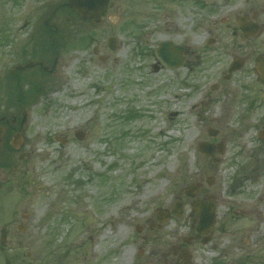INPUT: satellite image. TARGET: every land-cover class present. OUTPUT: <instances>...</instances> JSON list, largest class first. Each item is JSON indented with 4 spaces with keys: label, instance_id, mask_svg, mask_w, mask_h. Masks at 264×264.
I'll return each mask as SVG.
<instances>
[{
    "label": "rangeland",
    "instance_id": "rangeland-1",
    "mask_svg": "<svg viewBox=\"0 0 264 264\" xmlns=\"http://www.w3.org/2000/svg\"><path fill=\"white\" fill-rule=\"evenodd\" d=\"M63 1L0 0V118H26L24 162L15 165L17 177L1 205L2 215L7 205L20 210L19 222L29 206L24 264H147L168 234H185L193 223L183 191L199 182L214 195L218 218L193 264H264V149L256 147L264 87L254 75L264 34L244 41L227 26L238 27L252 6L264 27V0H203V27L196 0L186 9L181 0H110L115 4L99 24L77 17L71 31L54 33L64 42L50 56V63L58 57L57 73L43 78L40 93L23 106L20 95L29 85L20 91L9 79L14 66L34 56L24 59L16 48L51 40L48 32L33 36L37 26L28 22L43 24ZM111 37L118 41L114 51ZM165 40L189 46L187 65L170 68L159 59L156 47ZM236 57L244 67L226 79ZM77 131L86 134L83 140ZM204 141L214 146L210 157L198 150ZM177 201L185 204L183 214L151 229L156 213ZM93 238L99 250L91 258Z\"/></svg>",
    "mask_w": 264,
    "mask_h": 264
},
{
    "label": "flooded vegetation",
    "instance_id": "flooded-vegetation-1",
    "mask_svg": "<svg viewBox=\"0 0 264 264\" xmlns=\"http://www.w3.org/2000/svg\"><path fill=\"white\" fill-rule=\"evenodd\" d=\"M118 0H115V2ZM168 1V0H167ZM175 2L176 0H169V2ZM192 2V0H181L177 4L181 6V8H187L186 4L187 2ZM195 2V0H193ZM114 2L109 0V6L112 8L114 6ZM207 6L203 0H196L195 7H193L195 10H200L199 18L197 19V23H199L200 27H203L206 23V19L203 16L204 10L203 8ZM191 8V9H193ZM250 13H253L252 15H246L247 18H253L254 22L257 20V14H254L255 8L250 7L249 9ZM197 14V12H196ZM66 15L65 17V24L63 25L61 22L62 17ZM195 15V14H194ZM79 17V14L74 11L72 8L68 5V0L63 1L61 3H58L54 5L53 9L50 11V13L47 15V17L43 20L44 23L39 25L37 22H41V19L37 22L29 21L28 25L31 23L34 26H37L35 29V34L37 32H48L49 36L51 37V40H43V39H35L31 41H28L23 45H20L16 48L17 55L25 56L26 58H32L34 56L33 61H29L28 63H31V67H25V64L28 63H19L16 66L13 67L10 81L21 91V86L28 84L30 87V90L22 91V94L20 95L22 98L24 97L25 104L27 105L29 102V96L34 95L36 96L37 93H40L42 84L41 82L44 81L43 78H49V76L54 75V73H57L58 70V57L56 56L53 60V63H50V56L54 54V52H58V50L62 47L63 43L61 40H54V37L56 34H54L57 31L62 30L63 27H67L69 31H71L70 25L74 26L75 20ZM62 25V26H61ZM177 26H180L179 24H176ZM61 26V27H60ZM228 27L232 28V33L234 35H239L242 37V27L240 24L237 26H231V24H227ZM173 29V27H170ZM259 32L254 36L250 38L244 39L246 40H257L264 34V27L262 24H260ZM61 33V32H60ZM73 33V32H72ZM47 36L46 34H44ZM181 35L178 33V36ZM34 38V37H33ZM70 41V40H69ZM178 47H180V56L183 59V65H187V57L191 53V49L187 44L174 42L173 40H169ZM47 42V43H46ZM20 47V48H19ZM159 47V46H158ZM33 48L34 55H29V49ZM157 48V47H156ZM156 54L159 57L158 54V48L156 49ZM160 58V57H159ZM258 58L264 59V53H260L255 57L254 60V75L257 79L258 84L264 87V82H262L263 76L262 72L259 70V65L257 64ZM237 61L240 64V67L232 72H230V69L234 62ZM236 63V64H238ZM264 66V64H263ZM244 67V61L241 58H234L232 62L229 64L228 67V75H226V79H229L232 74L240 71ZM36 73V74H44L47 77H42V79L34 80L30 76V74ZM25 78V79H24ZM8 79V78H7ZM24 81V82H22ZM35 100V99H34ZM256 100L254 99V102ZM258 104V103H256ZM22 106V105H21ZM255 106V105H254ZM0 119V131L2 132V137L0 141V264H24L23 261L25 259L22 257L21 251L23 249H26L28 247L27 245L30 244V236L32 235V232H29L27 229H29V226L27 223L30 221V216L26 209L29 208V206L24 210H22L21 217L23 219V222H19L18 220V214L20 213V210H15L14 206L7 205L6 208H8L6 211L7 215H2V205L1 201L5 199V196L10 193L11 189V183L14 182L15 172L17 171L15 165H21L18 163L24 162L25 154L21 152V147L24 146V139H23V126L26 122V118H22L21 121H18L17 118L14 119H7V117H1ZM258 126L262 127V129H259L257 132V150L264 149V147H261V145L264 144V115L261 116L258 119ZM67 143V142H66ZM65 143V144H66ZM21 152V153H20ZM16 154L18 155V160H15ZM11 169V172H10ZM14 172V173H13ZM209 186H212V184H208ZM23 188H26V184L22 186ZM203 185L202 183H197V191L195 192L194 198H189L187 201L191 205L190 210V217L194 220L193 223L189 226L187 231L184 233L177 232L176 234H168L169 240L167 244H158V248L156 251L152 254L153 256L150 258L147 264H193L195 261V252H198L197 245L199 243L206 244L210 241V234L214 227L208 231L207 235L202 234L198 229V223L200 221V213L195 209L194 205L197 202H202L203 204H206L208 207L213 208V212L217 216L216 210V203L214 200V195L210 194L209 191H203ZM176 203H179L181 205L180 214H178V209L175 208ZM185 204L182 202H175L174 208L170 211L168 210H161L157 212V220L158 222L153 223V228L155 230H162L165 226L166 222L171 220L172 217H180L184 212ZM217 223V221H216ZM48 253V250L46 249V254ZM143 254V251L139 253L141 256ZM28 255H30V252H28ZM47 264V263H46Z\"/></svg>",
    "mask_w": 264,
    "mask_h": 264
},
{
    "label": "water",
    "instance_id": "water-1",
    "mask_svg": "<svg viewBox=\"0 0 264 264\" xmlns=\"http://www.w3.org/2000/svg\"><path fill=\"white\" fill-rule=\"evenodd\" d=\"M108 0H69V6L73 9L77 10L81 16L85 19L93 20L96 23L101 21V14L107 7ZM239 23L241 24L243 30V38L246 36L254 35L255 32L258 31V25L249 22L245 17L239 18ZM109 46L112 49L117 47V42L115 39H109ZM158 53L163 60L169 64L170 66H179L182 63V59L180 56V47L174 45L170 42H164L158 49ZM257 64L259 65V70L262 72V82H264V59L258 58ZM237 61L232 65L230 72L238 69L240 64ZM80 139L83 138L84 135L76 134ZM0 137H2V132L0 131ZM1 141V138H0ZM212 146L207 143H202L199 149L206 155H210L212 153ZM197 189V185H194L186 190V194L189 196H194L195 190ZM195 209L200 213V221L198 223V229L202 233L206 234L207 231L213 226L215 215L212 211V207L206 206L201 201L196 202L194 205Z\"/></svg>",
    "mask_w": 264,
    "mask_h": 264
},
{
    "label": "bare ground",
    "instance_id": "bare-ground-1",
    "mask_svg": "<svg viewBox=\"0 0 264 264\" xmlns=\"http://www.w3.org/2000/svg\"><path fill=\"white\" fill-rule=\"evenodd\" d=\"M74 64V63H73ZM172 113L174 114V115H178V111H176V110H172ZM217 116H218V114H216V113H214V115H213V117L212 118H217ZM193 136H194V133L192 132V131H190V132H188V134H187V138L188 139H191V138H193ZM249 135H247L246 137H248ZM249 138V137H248ZM163 186H164V184H163ZM82 211H83V209H81ZM263 216H264V214H263ZM122 232V228H120V230H119V234ZM108 238V232H105V234L103 235V236H101V240L102 241H105L106 239ZM95 241V239L93 238L92 239V248L93 249H91V258L94 256V254H93V251H96V250H99V245L98 244H96V246H94L93 244H94V241ZM128 252V251H127ZM127 252H124V254H123V256L122 257H124V256H126L127 255ZM132 255V254H131ZM129 253H128V261H130L131 260V258H132V256H131ZM125 258V257H124Z\"/></svg>",
    "mask_w": 264,
    "mask_h": 264
}]
</instances>
